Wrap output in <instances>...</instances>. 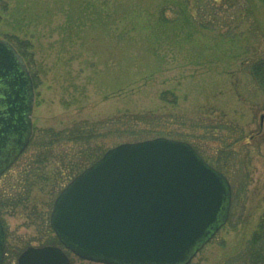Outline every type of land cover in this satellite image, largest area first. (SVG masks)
Masks as SVG:
<instances>
[{
  "label": "rangeland",
  "instance_id": "obj_1",
  "mask_svg": "<svg viewBox=\"0 0 264 264\" xmlns=\"http://www.w3.org/2000/svg\"><path fill=\"white\" fill-rule=\"evenodd\" d=\"M0 38L34 79V129L123 113L186 121L165 128L230 167L222 173L237 191L226 224L190 264H224L244 248L264 212V90L247 70L264 60V0H0ZM228 145L237 153L219 156ZM28 155L0 176V194L12 193ZM54 176L33 170L27 198L0 208L3 264L59 245L49 224L62 189Z\"/></svg>",
  "mask_w": 264,
  "mask_h": 264
},
{
  "label": "water",
  "instance_id": "obj_2",
  "mask_svg": "<svg viewBox=\"0 0 264 264\" xmlns=\"http://www.w3.org/2000/svg\"><path fill=\"white\" fill-rule=\"evenodd\" d=\"M34 90L25 62L0 38V175L33 133ZM231 186L188 143L126 142L70 180L49 224L60 245L28 247L16 264H190L228 220ZM6 232L0 219V264Z\"/></svg>",
  "mask_w": 264,
  "mask_h": 264
},
{
  "label": "trees",
  "instance_id": "obj_3",
  "mask_svg": "<svg viewBox=\"0 0 264 264\" xmlns=\"http://www.w3.org/2000/svg\"><path fill=\"white\" fill-rule=\"evenodd\" d=\"M247 70L258 88L264 90V60L253 61ZM161 99L166 102L171 101L166 100V95L163 93ZM174 102L175 100L172 103ZM167 123L180 126L184 125L186 121L183 122L177 116L159 115L152 112L123 113L94 122L79 121L71 127L61 130L34 129L31 140L23 153H29L26 162H24L25 168L19 172L20 176L15 178L17 184L10 185L12 193L8 194L2 191L0 194V208L3 207L6 200L12 202L17 197L20 203L25 197L27 198L30 186L28 177L33 170L41 167L49 166L55 174V179L63 188L73 177L98 160L108 149L118 144L158 137L186 140V136L165 128ZM216 128L214 129L217 130ZM225 128L228 127L221 129ZM193 148L198 153L200 152L197 145H193ZM233 152L237 153L228 145L220 151L219 156L228 157ZM204 160L224 174L230 171V167L228 168L225 163H220V159L212 157ZM236 195L237 191L232 190L231 208ZM55 240L59 244L57 238ZM224 264H264V212L244 248L238 254L227 259Z\"/></svg>",
  "mask_w": 264,
  "mask_h": 264
}]
</instances>
